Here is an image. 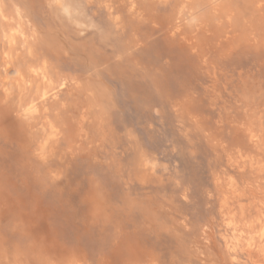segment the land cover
<instances>
[{"label":"rangeland","instance_id":"obj_1","mask_svg":"<svg viewBox=\"0 0 264 264\" xmlns=\"http://www.w3.org/2000/svg\"><path fill=\"white\" fill-rule=\"evenodd\" d=\"M0 264H264V0H0Z\"/></svg>","mask_w":264,"mask_h":264},{"label":"bare ground","instance_id":"obj_2","mask_svg":"<svg viewBox=\"0 0 264 264\" xmlns=\"http://www.w3.org/2000/svg\"><path fill=\"white\" fill-rule=\"evenodd\" d=\"M247 252V251H246ZM250 252H248V254H249ZM257 254H254V257L256 256Z\"/></svg>","mask_w":264,"mask_h":264}]
</instances>
